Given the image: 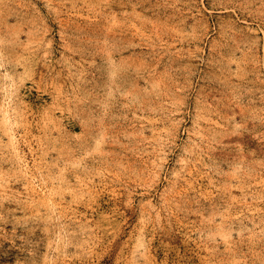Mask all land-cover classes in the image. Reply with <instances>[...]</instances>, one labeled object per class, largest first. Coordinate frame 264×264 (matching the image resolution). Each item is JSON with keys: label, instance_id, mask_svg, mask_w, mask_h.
Wrapping results in <instances>:
<instances>
[{"label": "rangeland", "instance_id": "374dc122", "mask_svg": "<svg viewBox=\"0 0 264 264\" xmlns=\"http://www.w3.org/2000/svg\"><path fill=\"white\" fill-rule=\"evenodd\" d=\"M0 264H264V0H0Z\"/></svg>", "mask_w": 264, "mask_h": 264}]
</instances>
